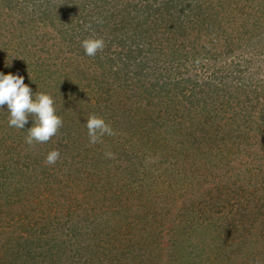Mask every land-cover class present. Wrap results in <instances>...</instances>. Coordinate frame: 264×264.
<instances>
[{"label": "trees", "instance_id": "obj_1", "mask_svg": "<svg viewBox=\"0 0 264 264\" xmlns=\"http://www.w3.org/2000/svg\"><path fill=\"white\" fill-rule=\"evenodd\" d=\"M89 37L105 41L95 57L81 47ZM263 62L264 0H0V73L51 94L63 118L49 142L29 146L34 118L9 127L7 105L0 108V264H264L254 234L234 235L264 223L261 184L237 185L247 175L264 186ZM91 114L114 130L103 143L89 144ZM57 149L60 160L46 165ZM155 149L169 176L174 160L194 157L233 179L202 193L199 204L237 198V210L224 214L233 229L213 211L214 220L193 229L154 232L160 202H183L185 187L174 193L173 185L160 191L133 181L147 197L138 204L112 187L111 171H139ZM97 182L111 187L95 189ZM204 230L213 241L194 244ZM140 238L145 248H135Z\"/></svg>", "mask_w": 264, "mask_h": 264}, {"label": "rangeland", "instance_id": "obj_2", "mask_svg": "<svg viewBox=\"0 0 264 264\" xmlns=\"http://www.w3.org/2000/svg\"><path fill=\"white\" fill-rule=\"evenodd\" d=\"M3 62H5V61H3ZM261 65L263 66V69H264V62L261 63ZM237 144L239 145L236 147L237 162L238 163L240 162V165H242V163H243L242 159L244 158L245 160H247L248 157L244 151V149H245V146H243L244 144H242V142H240V141ZM156 152H157L156 149L152 153L150 150L147 157L154 155V153H156ZM155 156H152V159L148 158L147 160L142 161L143 163L139 162V168L138 169H140V170L139 171L138 170H131V174H129L128 172L125 174H121V172L118 171V164H116L113 167L116 171L115 170L111 171V173L116 175L115 182L112 183V187H113V185H115L114 188L118 186L119 195L122 197V199L128 198L132 201L133 199L137 198L138 204H140L141 200L144 201V199H146L147 197L144 194H141L139 196V192H137L138 188L133 184V181L138 183V180L141 179L139 186H142L141 183H143L142 182V180H143L144 184H146L145 187L147 185L150 186L151 188L158 187L157 190H160V191H162L161 189L164 185H167V187L169 185L170 186L173 185V186H171L170 190H171V192L177 190L174 193H177L178 191L183 192V188L185 187L186 191H184V192H187V194L184 196L183 202H181V200L180 201L178 200L177 203L175 201H173L172 203H175V204H171L168 201L169 203L167 204V206L163 207L164 203L166 201V199H163V202H160V204L158 205V208L156 207L158 209V211L154 212V213L157 214V217L155 218V222L152 224V229H155L154 232H157L160 230V231H163L162 233L164 235L166 234V232H170V234H172V236H173V235H176L180 229H181L180 231L182 232V228L191 226V228L193 229V226L198 225L199 222L204 224V223H208L210 220H214L213 218L209 217L213 211L218 212L219 215L226 214V215L232 216L230 214L231 212H229V211L230 210L231 211L237 210V207L239 206V203H238L239 201L236 200L237 198H233L235 200H232L230 198L226 199V197H227L226 195L224 196V198L220 197L221 199L216 200L217 204L206 205V206L199 205L201 203V194L202 193H204L207 190L213 189L217 185V183H218V185H220V187H226L228 184L231 185L234 181L230 177H226L222 180V178L220 179V177L225 176L224 174H223V176H220V175L214 176V173L212 172L213 169L204 166L203 165L204 162H200V161L197 162L198 161L197 158H194V157L191 160H187V158L183 159V160H177V162H176V160H174L173 166H174V171L176 174L173 176H169L168 171H166L165 169L164 170L162 169V168H165V166L159 167V164H161V163L160 162H154V161H157ZM232 166H234V164ZM243 176H245V177H243ZM148 178H149V180H148ZM249 178H250V180H249ZM249 178L247 179V175H239V178H237V185L239 183V186H241L240 188H242L243 184H244V183H242V181L245 182L247 180V182L250 183L251 185L248 184L247 182H245V183L248 184L249 186H252L251 190L254 191V188L256 187L255 182H259L261 184V187H260L261 192H259L258 196L262 197V195H263L262 193H264V186H262L263 178L258 179V178H252L251 176ZM152 179H156V182H152ZM102 186H105V189H108V187H111L109 183H108V185H106L105 182H101L100 184L97 182V185L95 183V186H93V187L96 189V187H102ZM121 187H122V189H121ZM187 188L188 189L191 188V189L189 191H187ZM239 189H237V191H236V193H238V194L240 193ZM164 195L167 197L170 194H168L166 192V193H164ZM220 195H221V193L219 194V196ZM133 196H135V197H133ZM224 200L228 201V202H226L227 206H224V202H225ZM123 201H124L123 203H127L125 200H123ZM135 203H137V202H135ZM236 203H238V204H236ZM159 209L161 212L160 214H158ZM153 210L154 209H152V211ZM239 212L241 214V208H239ZM158 215H160V216H158ZM226 215L221 216L224 219L220 218V221L221 220L226 221V225H227L226 227L232 228L233 222L231 219L226 218L227 217ZM179 216H180V218H182L181 220L179 219ZM111 219H112V217H111ZM152 221H153V218H152ZM222 221H221V223H222ZM247 228H249V229H247ZM149 229H151V228H149ZM246 229H247L246 230L247 232H245V231H242V232L239 231L238 232L235 230V232H234L235 237H237L240 240L242 236L247 237L248 235L254 234V239H252L250 244H253L255 247H257V250H259L261 252L262 251L261 248H262V246H264V223L259 225L257 228H253V227L250 228V225H248L246 227ZM164 230H165V232H164ZM208 233L209 232L204 230V233L200 234L203 237H198V236H200L198 234V236L195 237L196 242H194V244L199 243V241L201 239H206L209 243H211V241H213L212 240L213 236L208 235ZM221 233H226L224 226L221 230ZM157 236H159V233H156V238H157ZM172 236L169 235L168 238L166 237L168 240V241L167 240L166 241L170 245L173 244L172 239H171ZM191 236H195L194 233ZM220 237L222 239H225V237L227 238L226 235L220 236ZM141 238L138 241H135L136 242L135 248H138L139 246H142L143 248H145L146 240L144 238L141 240ZM219 242L217 239V244H219ZM220 243H222V241ZM116 247H120V244L116 245ZM120 251L117 249L115 252L118 255V259L122 260L121 253H122L123 249ZM127 252L128 251L125 250V253H127ZM157 257H158V255H157ZM147 259H148L149 264H150V259L149 258H147ZM116 262H117V260H115L114 264H118ZM157 262H159V260L153 261L151 264H157ZM122 264H123V262H122ZM159 264H163V262H159Z\"/></svg>", "mask_w": 264, "mask_h": 264}, {"label": "clouds", "instance_id": "obj_3", "mask_svg": "<svg viewBox=\"0 0 264 264\" xmlns=\"http://www.w3.org/2000/svg\"><path fill=\"white\" fill-rule=\"evenodd\" d=\"M81 47L89 57H95L105 48L103 38L89 37L83 40ZM82 90V89H81ZM7 105L8 126L23 129L29 122V117L34 118V126L27 131L25 143L29 146L49 142L63 127V118L57 115L55 99L51 94L37 92L25 84L24 77L5 75L0 73V108ZM86 128L89 144L103 143L105 135H114V130L104 118L96 114L87 117ZM61 153L57 150L50 151L45 159L48 166L55 165L60 160ZM106 158H113V153L106 152Z\"/></svg>", "mask_w": 264, "mask_h": 264}]
</instances>
